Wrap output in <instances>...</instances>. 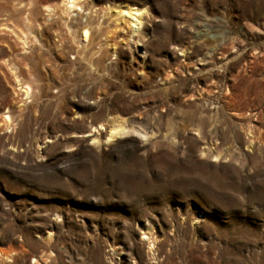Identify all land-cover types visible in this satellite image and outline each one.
I'll list each match as a JSON object with an SVG mask.
<instances>
[{"label":"rangeland","instance_id":"rangeland-1","mask_svg":"<svg viewBox=\"0 0 264 264\" xmlns=\"http://www.w3.org/2000/svg\"><path fill=\"white\" fill-rule=\"evenodd\" d=\"M5 1L0 264H264V0Z\"/></svg>","mask_w":264,"mask_h":264},{"label":"bare ground","instance_id":"bare-ground-1","mask_svg":"<svg viewBox=\"0 0 264 264\" xmlns=\"http://www.w3.org/2000/svg\"><path fill=\"white\" fill-rule=\"evenodd\" d=\"M12 1H14V0H6L5 2L10 3ZM85 1L86 0H61L63 13L66 16H68L69 12H71L73 9H79V11L84 12L83 7H84V4H86ZM109 9H110V11L113 12V15L116 18V21H117L116 25L117 26H120L122 24L125 25L126 30H124V28L121 29V31H120L121 36L120 37L124 38L127 42L133 41L131 39L134 37V35H136L138 33L139 27L141 24V19L144 16L145 11L139 10V9H136V8H133L130 6H125L122 8L115 7V8H109ZM46 11H50V9L47 8ZM79 15H81V14H79ZM92 28L94 29L95 27H92ZM88 30H89V28L87 29L85 27H81V30H80V37L82 36L84 39L83 41L86 42V45L84 47H87V45H90L92 43V41L90 39V32ZM19 40H21V39L19 38ZM22 44H24V42H22ZM22 90H23L22 93L26 96L28 93V91H27L28 89L25 88ZM4 121L6 124H8L10 122L9 117L5 116ZM102 129H103L102 126L96 127L97 131L102 130ZM122 134H124V132L122 130L112 129L109 132V136H108L106 142H109L110 139H113L114 137L122 135ZM5 260H7V259L5 258Z\"/></svg>","mask_w":264,"mask_h":264}]
</instances>
